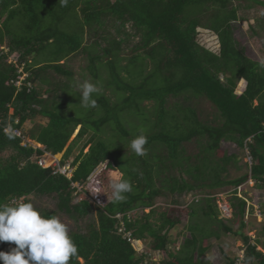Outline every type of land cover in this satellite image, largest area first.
<instances>
[{
    "label": "trees",
    "instance_id": "trees-1",
    "mask_svg": "<svg viewBox=\"0 0 264 264\" xmlns=\"http://www.w3.org/2000/svg\"><path fill=\"white\" fill-rule=\"evenodd\" d=\"M244 3L264 8V0H0V203L53 198L57 209L42 215L62 213L76 224L69 236L78 252L69 264H145L149 257L138 256L124 238L126 232L147 242L153 252L166 254V260L155 264H209L203 258L211 246L204 243L220 234L241 237L247 245L242 260L228 262L248 264L252 258L251 264H264V223L261 238L252 244L245 234L247 203L237 196V188L249 177L264 190V67L241 54L232 26L241 20L238 12ZM251 28L260 36L256 31H264V24ZM199 29L218 37V54L199 43ZM86 33L94 39L88 71L102 86L96 97L102 107L98 118L96 107L85 117L69 114L65 92L73 90L74 75L60 64L87 51ZM136 38L134 54L125 59L123 52ZM7 41L8 50L23 53L16 64L8 63L1 49ZM41 52L52 53L46 65L37 67L35 60L24 64ZM123 61L128 62L123 65ZM22 66L28 77L17 86ZM49 72L67 82L51 81ZM241 80L246 88L238 94ZM108 88L113 89L111 96L104 93ZM52 93L51 98L46 96ZM194 99L214 107L213 120L201 118ZM145 102H153V109L148 111ZM33 117L48 123L26 130L24 125ZM7 127L21 131L22 137L6 134ZM78 127L60 163L63 167L74 157L71 178L40 166L46 153L64 152ZM140 133L148 138L143 156L127 152ZM25 138L43 149L30 143L23 146ZM223 141L248 152L249 173L229 177V166L238 159L214 154ZM190 143L198 145L197 154L188 152ZM107 161L130 181L132 191L125 200L104 207L93 202L94 196L75 203V185L87 193L84 187ZM229 187L234 188L233 218L222 219L217 194ZM164 194L172 196L176 205L177 199L189 194L204 196L189 206L190 237L179 252L172 246L170 231L182 222L167 213L160 215L159 225L151 221L156 213L153 199ZM259 209L264 218V202ZM135 211H142V216L133 217ZM87 218L89 222L81 227L79 223ZM237 218L241 223L234 230L230 224ZM14 247L12 242H0V251Z\"/></svg>",
    "mask_w": 264,
    "mask_h": 264
},
{
    "label": "rangeland",
    "instance_id": "rangeland-1",
    "mask_svg": "<svg viewBox=\"0 0 264 264\" xmlns=\"http://www.w3.org/2000/svg\"><path fill=\"white\" fill-rule=\"evenodd\" d=\"M241 20L238 22H234L232 24L233 30H234V36L237 42V46L239 51L243 56H245L247 59L257 62L259 64L264 63V31H261L260 29H255V31L260 35L254 34V31L251 27H254L256 23L264 24V8L262 7H246V4H242V8L238 12ZM127 30H130V27H127ZM87 32V30H86ZM199 36L198 41L199 43L204 46L205 48L209 49L210 51L214 53H219L220 45L218 41V37L207 30L199 29L198 30ZM84 43L83 48H87V51L85 52L83 50L79 51L77 54L69 57L68 60H63L60 62V64H65L66 68H68L70 71L73 72V90H69L65 92V97H67L70 101V108H69V114L72 115H80L81 117H85L93 112L94 108H84L80 105V97H79V90L77 88V84L80 82H83V80L87 79L94 83L90 72L88 71V65L89 64V51L94 52V49H91V45L94 43L93 37L90 38V35L86 33L84 37ZM139 39H133L132 42L129 45L128 49H125V51L122 54V57L125 59L131 57L133 53V47L138 42ZM7 44H4L2 46V50L6 49L8 47V41ZM103 46H105L103 44ZM51 52V51H50ZM96 52V51H95ZM49 53V52H48ZM46 52H41L40 55H35L34 57H29L26 61H24V64H33L35 60L37 63H39V66L41 67L46 65L47 58H50V54ZM6 54L8 55V63L16 64L18 63L21 56H23L22 51L14 50L10 51L7 50ZM22 58V57H21ZM128 61H123V65L126 64ZM149 62V60H148ZM97 66V65H96ZM99 66V65H98ZM152 70V66H148V71ZM100 71H102L100 69ZM103 72V71H102ZM20 82L17 86H21V83L25 78L28 77V74L24 71V66L20 68ZM48 77L51 81L57 82L60 84H64L67 82V79L64 76L57 75L54 72H49ZM103 80H108L102 78ZM48 86H44L43 89H47ZM246 88V82L241 80L238 84L236 92L238 94H241ZM113 89H106L105 95L111 96ZM100 94H97L94 96L98 97ZM47 97L51 98L53 96L52 94L46 95ZM175 101V100H174ZM195 106L198 110V114L203 119H210L213 120L216 116L215 112L216 110L214 107L207 102L206 100L194 99ZM257 104V102L255 103ZM153 102H145L143 106L147 107V110H152L154 107ZM102 107L96 106V117L98 118L100 115H102ZM13 110H10V113H12ZM48 123V119H44L41 117H33L30 121L26 122L24 125V128L26 130L32 129L35 125H46ZM139 124L140 122L137 121ZM80 131V127L77 128L74 135L72 136L71 140L67 144L65 150L63 153L50 157L47 156L46 164L48 166L54 165L55 163H61L64 159L65 152L67 151L68 147L71 145V143L76 139L78 133ZM109 136V135H107ZM85 140V139H84ZM89 150V146L85 149V153H87ZM79 151L76 149L74 150L75 155L78 154ZM188 152L190 154H197L199 152V147L196 145V143H190L188 145ZM214 154L217 155V157H232L236 156L238 159L237 164L232 163L229 166V177L230 178H238L240 176H243L247 173H249V168L251 166L250 162V156L248 155L247 151H242L237 147L235 144H232L228 141H223L221 144V147L219 150L215 151ZM74 157L72 156L66 163L70 164L72 162ZM252 163V162H251ZM112 168H116L111 161H107L103 164H101L96 171L91 176V179L84 187L85 191L80 192L79 189H77L76 193H78L77 198L75 199V203L80 202L84 198L89 199L92 196H94L93 202L97 203L98 205L104 207L109 202L108 197L104 193L99 194H92L91 191L95 190V186L97 182L102 181L104 185L108 186V179L111 175V172L113 171ZM118 171V170H116ZM119 172V171H118ZM120 173V172H119ZM70 178V176H69ZM91 190V191H90ZM111 192V189L109 188V193ZM234 188L229 187L225 188L223 190H220L217 194V205L219 209L221 210L220 218L222 219H232V212H233V204L235 201L232 199L234 196ZM88 194V195H87ZM203 196V195H202ZM202 196H194L193 194H189L187 196H183L179 200V205H176L175 199L170 196L169 194L159 195L155 196L153 199V208L155 209V215L153 216V219H151L152 223H156L157 225L160 224V221H157L162 213H167L169 216H171L174 219H179L182 223L178 225L176 228L172 229L170 231V236L172 237L173 241V248H175V252H179L181 250V247L185 241L186 238L190 237V233L187 230V225L189 223L190 217H189V206L197 201L196 199L201 198ZM237 196L241 199H244L247 203V210L246 215L244 216V222L247 224V228L245 230L246 236H248L252 244H255L258 239L261 238L260 230L264 223V218L261 216L259 207L262 202H264V190L259 189L255 181L251 180L249 177V180L240 186L237 190ZM89 197V198H88ZM204 198V196H203ZM97 199V200H96ZM31 200L33 201L35 207L40 211L42 214L45 210H51L55 211L56 208V202L51 197H42V198H34L32 197ZM90 200V199H89ZM149 209L145 210V213H149ZM142 211H135L133 212V217H141ZM57 217L61 219L62 222H64L69 230V233L76 229V224L73 222L71 218H69L67 215L62 213H57ZM96 216V211L94 214V217ZM88 218L80 222V226L83 227L85 224H87ZM241 218L234 219L233 222L230 224L234 228V230H237L240 226ZM216 226V225H215ZM216 228V227H215ZM133 247L135 251L137 252L138 256L147 255L149 257V261L147 260L145 264H155V262H160L167 259V256L165 253H159V252H153L150 245H148L147 242H141L138 240L133 239L132 240ZM205 245H210L209 252L204 256L203 260L208 261L209 264H231L229 261H236L237 258H240L242 260L246 246L245 242L242 240L241 237L232 236V235H225L220 234L219 237H213L210 240H206ZM259 250H262V246L259 245ZM236 264H239L236 262Z\"/></svg>",
    "mask_w": 264,
    "mask_h": 264
},
{
    "label": "clouds",
    "instance_id": "clouds-1",
    "mask_svg": "<svg viewBox=\"0 0 264 264\" xmlns=\"http://www.w3.org/2000/svg\"><path fill=\"white\" fill-rule=\"evenodd\" d=\"M261 67H264V63ZM19 82L20 80L17 83ZM76 86L79 90L80 105L86 109L95 108L97 101L94 96L101 92L100 83L85 79ZM26 139L36 148L43 149L42 145ZM147 143V136L140 133L130 141L127 152L131 150L137 156H143L147 151L145 148ZM45 156L49 154L46 153ZM50 157L53 155L50 154ZM250 160L252 162L251 158ZM112 169L108 186L100 181L96 183L95 190L90 191L94 195L103 192L107 195L108 201L121 202L125 200V194L132 191V185L116 171L119 168ZM0 242H12L16 245L10 252L0 251V261H3V264H69L71 258L78 252L76 244L69 236L67 225L59 217L43 216L34 203L23 199L0 203ZM251 259H248V264H251Z\"/></svg>",
    "mask_w": 264,
    "mask_h": 264
},
{
    "label": "built area",
    "instance_id": "built-area-1",
    "mask_svg": "<svg viewBox=\"0 0 264 264\" xmlns=\"http://www.w3.org/2000/svg\"><path fill=\"white\" fill-rule=\"evenodd\" d=\"M17 85H18V83H17ZM5 133L6 134H10V133H13L14 135H16V136H18V137H22V133H21V131H19V130H14V129H12V127H7L6 129H5ZM27 143H30L31 144V142L28 140V139H24V141H23V146H27ZM32 145V144H31ZM35 147V146H34ZM36 148V147H35ZM46 159H47V156H45L44 158H42L40 161H39V165L40 166H42V167H49V168H53L54 170H56V171H58V172H60V173H62L63 175H65V176H67V177H69L70 176V178H71V176H72V172H71V170H70V164H67V165H65V166H61L60 165V163H55L54 165H50V166H48L47 164H46ZM75 187L77 188V189H80L81 187L80 186H78V185H75ZM117 218H121V215H119V216H117ZM122 224V227H121V229H119L120 230V232L122 233V232H125V228H124V224L123 223H121ZM124 238H127L130 242H132V240H133V234H132V232H126L125 233V235H124Z\"/></svg>",
    "mask_w": 264,
    "mask_h": 264
}]
</instances>
